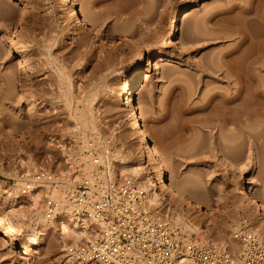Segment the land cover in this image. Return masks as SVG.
Listing matches in <instances>:
<instances>
[{
	"label": "rangeland",
	"instance_id": "374dc122",
	"mask_svg": "<svg viewBox=\"0 0 264 264\" xmlns=\"http://www.w3.org/2000/svg\"><path fill=\"white\" fill-rule=\"evenodd\" d=\"M88 1L76 0V9ZM105 1L89 10L99 19V33L94 34L74 24L62 0H0V129L8 133L7 140H0V184L8 188L17 175L36 169L24 163L29 159L52 173L67 169L64 152L71 145L65 124L76 103L95 108L98 131L114 149L135 150L122 94L128 78L138 74L133 97L171 180L207 202L219 189L225 193L218 211L207 210L213 222L200 228L203 240L226 241L232 235L230 226L240 224L233 193L253 180L257 196L264 199V115L250 118L247 125L258 134L259 150L242 145L224 149V154L218 145L223 131L200 128L209 115L199 106L211 93L237 88L236 72L264 88V24L246 21L250 15L239 9L251 5L258 14L264 0L261 6L255 0ZM180 10L187 11L174 24L170 38ZM236 129L235 125V133ZM233 152L240 158L232 159ZM254 156L256 166L246 160ZM18 195L21 202L15 205L12 198L0 195V217L24 231V225L7 213L29 212L30 200L20 189ZM169 205L176 208L180 203L168 197L162 206ZM175 211H169V217ZM57 240L49 230L41 237V248L31 245L36 252L30 250L29 261L19 254V244L0 233V264H67Z\"/></svg>",
	"mask_w": 264,
	"mask_h": 264
},
{
	"label": "bare ground",
	"instance_id": "6f19581e",
	"mask_svg": "<svg viewBox=\"0 0 264 264\" xmlns=\"http://www.w3.org/2000/svg\"><path fill=\"white\" fill-rule=\"evenodd\" d=\"M102 1L104 0H89L87 5H83L82 8L78 10L75 7L76 0H62L61 4L64 10L70 12V19L76 26L87 28L94 34H98L99 30L96 27L97 22H95V19L97 21L99 20L97 17L98 15L95 11L90 12L89 10ZM255 1L259 3V6L262 5V0ZM253 3L254 2H251L250 4ZM260 8L258 14H253V6L251 5L239 9H242V13L244 11L247 15H250L248 18L246 17V21L257 22L262 25L264 24V6ZM84 11H86V14H84ZM186 11L187 10H180L175 14V20L168 33L170 38L174 36V24L180 19L181 14ZM81 14L84 15L82 16ZM243 39H245V35H242V40ZM159 61H162V59H159ZM250 64L251 62L247 63L246 70L249 68ZM157 65L158 63L155 62L153 67ZM22 66V63H20V67ZM235 74L240 78V83L237 88L232 90V92L224 91L211 93L210 96L205 97L204 102L199 106L200 110L206 111L209 115V122H204V125L201 123L202 125L200 124V128L208 127L210 130L216 128L218 131H223V133L220 132L223 136H220L218 145L219 148L223 150L221 151L222 153L224 152V154L226 153L224 149H239L242 145H248L249 147L253 146L256 150H259L260 147L256 139L258 135L257 132H251L247 125L250 118L257 119L264 115V108L262 106L264 101L263 85L255 83L251 77L245 78V76H242L238 72ZM138 79V74L133 78L130 76L126 83V90L122 94L124 105H126L127 108L128 128L134 139L136 148L132 151L126 150L124 147L115 149L112 147L111 156L104 160V168L109 172L119 171L121 174L128 173L132 175L139 181V186L147 192V201L151 206L154 205L158 207L162 205L168 197L178 200L180 205L176 208L169 205L168 210H176L172 214V216H174L172 219L178 224L180 230L185 233L187 237H193L195 235L193 241L197 242L198 245L219 244L228 246L229 248L230 246H234L237 242L233 240L231 234L227 236L226 241H214L211 238L203 240L204 230L200 228V225L203 223L209 225L212 220V217L211 220L208 217L210 215H208L207 210H213V212L214 210L215 212L218 211L219 206L224 202L225 193L219 189L215 198L207 202L205 199L190 193L189 189L184 184L175 183L171 180L159 146L155 142V139L143 128L141 122L139 107L133 97V91L138 84ZM68 87L67 89H70L69 84ZM23 95L26 96L27 93L24 92ZM28 99L32 101L30 97H28ZM91 106L90 104L88 108L84 109L76 103L74 106L72 105V108L69 107L71 110L69 109V120H67L65 124V134L70 137L71 146L69 150H67L68 152H64L66 163L68 164L67 169L60 171L58 174L52 173L44 168H38L39 166L32 164L33 162H30L29 159L28 162H23L28 168L37 167L38 171H36V174L40 175L38 178H35L36 174L32 170L31 173H24L22 176L17 175L14 178L16 182L8 188L0 184V195L6 194L8 198H12L13 205L21 202L18 201L20 199L18 195L19 189L20 194L24 195L31 202L28 213L19 212L18 209L7 211L19 226L24 225V231H21L19 227L16 228L10 223H7L4 218L0 217V233L6 240L20 245L19 254L25 257L24 260H32L30 250H32V253L36 251L31 249V245L36 246V248H41L43 245V243H40L41 237L46 236L47 232L54 227L56 229L52 231L58 235L60 240H57V243L60 242L63 244L59 250L62 253L60 255L61 258L67 264H75L74 260L65 253V247L69 239L73 242L79 240L81 233L74 227L72 222H65V220L49 221L47 218L49 211H46V205L47 203L52 204L53 208L50 213H59L64 208L68 212L69 203L68 200H66L68 192L73 188L76 182H80L89 177L95 164H97L94 162L95 158L102 154L100 149L108 148L107 145L109 142L107 137H104L98 131L99 124L97 120L99 121V115L95 112V108ZM235 125L237 126V133H235L234 130ZM113 135L114 134L111 133L112 137ZM7 139L8 133L0 129V140ZM231 154L234 156H231ZM231 154L230 156L232 159L240 158V155L235 157L236 155L234 152ZM246 158V160H249V163L256 166L255 156L251 159L248 157ZM102 160L103 159H101V161ZM28 171L29 170H27V172ZM232 202L236 209L238 223L240 224L230 226L232 227L230 232L233 233L234 230L242 229L246 231V233H256L263 241L256 234L254 235L264 244V199L257 196L253 180L244 182L242 188L233 193ZM185 205L189 208L188 210ZM197 212L201 214L204 213L205 216L200 218L199 215L196 214ZM213 218H216V216L214 217L213 215ZM47 220L49 222H47ZM237 220L235 224H237ZM211 222H213V220ZM39 224H42V228L39 227ZM60 243L59 245H61ZM237 251L238 253L241 252V250Z\"/></svg>",
	"mask_w": 264,
	"mask_h": 264
},
{
	"label": "built area",
	"instance_id": "2783aa9c",
	"mask_svg": "<svg viewBox=\"0 0 264 264\" xmlns=\"http://www.w3.org/2000/svg\"><path fill=\"white\" fill-rule=\"evenodd\" d=\"M107 140L108 148L100 149L89 177L68 192L69 211L50 213L53 206L46 205L49 221L72 222L81 233L65 247L75 264H264L263 242L242 229L232 233L237 243L230 248L200 246L187 237L168 217V208L149 204L147 192L132 175L104 168L113 147Z\"/></svg>",
	"mask_w": 264,
	"mask_h": 264
}]
</instances>
